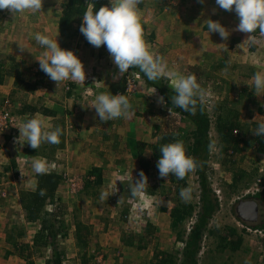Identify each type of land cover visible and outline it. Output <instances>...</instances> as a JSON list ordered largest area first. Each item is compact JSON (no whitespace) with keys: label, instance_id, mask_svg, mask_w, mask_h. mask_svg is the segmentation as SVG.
Segmentation results:
<instances>
[{"label":"rangeland","instance_id":"374dc122","mask_svg":"<svg viewBox=\"0 0 264 264\" xmlns=\"http://www.w3.org/2000/svg\"><path fill=\"white\" fill-rule=\"evenodd\" d=\"M205 2L206 6H202L203 3H200L199 0H141L138 7L142 17L145 40L153 51L164 57L168 65L166 71H176L180 74H194L196 76L197 82L203 90V102L207 104L210 114L211 128L209 137L211 142H217L215 148L210 147L208 166L210 168L209 182L211 188L213 190H220V205L219 209L209 220L208 231L201 241V248L197 255V264H217L222 260L224 264H246V262L247 264H264V242L253 234H246L243 228L241 229V223L239 222L238 224L234 220L233 209L238 197L255 195L256 192L260 191L262 189L261 186L257 191L254 189L256 186H254L246 193V189L249 186H253L258 178H264V152L257 151L255 146L251 145L252 137L255 134L252 130L255 128L253 124L264 121V95L255 93L251 87L254 74L257 71L264 72V36L260 34L259 29L252 35L251 33H247L248 36L251 35V39L255 37L256 42H258L256 46L259 49L235 48L232 43L224 44L222 38L216 32L217 37L215 34L212 36L208 31L195 30L198 25L199 28L207 26L205 22H208V19L220 21L225 18V16L219 15L217 17L215 15V11L220 12V10H217L215 0H204ZM47 3H49L48 7L51 6L52 0L47 1ZM108 6H110V3ZM208 10L210 13H207ZM229 12L234 15L233 22H226L225 24L224 21H220L222 25L227 26V29H230L229 26H237L239 23L236 13L234 11ZM40 17L45 18L43 15H31L22 19L20 14H12L8 9L0 10V57L15 55L19 61L20 59H25V64L22 66V70H24L23 78L29 82L35 80L33 71L39 68V62L36 58H39L44 51V48L40 45L33 46L36 43L33 34L40 32L48 35L51 32L40 26L42 25L39 22ZM192 25L195 28H191V30L195 31L191 33L192 35L188 39L185 37L184 30L185 28L192 27ZM234 32H238V30ZM234 32L228 37L230 41H232L235 35ZM247 35H245L246 38ZM241 40L240 37L237 38L236 44ZM58 43L61 48L73 50L81 59L86 73L85 78H87L84 82H87V87L91 84L93 88L89 91L83 89L84 91L80 92V98L77 99V103L74 105L71 100L65 99L64 82L66 81L56 84L55 81L45 75L44 80L47 87L39 85L34 91L27 92L16 90L13 78L8 77L9 79H6L3 85L0 86V106L5 101H8L11 110H14L16 113L15 116L19 124L27 118L17 115L19 114L17 108L20 106H44L51 104H55L56 106H90L95 96L103 92L104 88H106V92L114 90L118 91V93H122L120 89L124 88L123 94L129 98L134 109L131 115L124 117V120L128 121L130 118L136 120V124L139 127L137 128L139 129V132H137L140 137L139 142L141 145L142 143L145 144L142 152L150 153L152 156V145L158 144L164 135L168 139V142L175 141L172 138L173 136L177 140L182 141L185 147L187 143L191 142L190 139L185 140L189 138L191 125L175 114H173L174 119H172L170 114L173 111L170 108L166 109L163 103L159 102L158 97L160 95L157 90L155 89L153 93L154 88L146 87L141 79L137 81L133 80L130 76L133 72L128 70L124 75H119L118 69L112 62L105 46L101 45L99 48H96L90 44L86 45L81 39L80 34L79 37L76 35L70 39L60 38L58 39ZM18 44L27 45L26 47L31 52L26 50L27 52L24 53V51L19 49ZM29 44L32 45L28 47ZM226 47L228 50L222 52L221 49ZM113 75H116L115 79H113ZM165 77L171 85V77L167 75ZM82 87L85 88V86ZM92 108L95 110L94 107ZM29 112L26 110V114ZM218 114L228 116L230 120H237L243 124V133H240V135L239 130H237L234 133L236 137L231 140V144L228 145L229 147L225 151H222L220 135L214 128ZM57 119L60 120L61 117ZM18 135V128L15 127L9 129L3 136H0V217L2 216V223L4 225L2 227H4L5 234L7 232L13 238L17 237L15 236L17 232H24V235L17 237L23 239V241H20L21 243L24 240L25 242L31 240L33 250L49 254V246L44 247L41 245V242L44 241V235L41 231L39 232V222L24 223L20 213L15 211L16 209L12 202L15 196L14 186L15 188L18 186L19 188L29 187L30 182H33L32 175L34 174L31 161H25L24 159H21L17 163V172L15 171L14 173V168L10 169V165L13 163V158L10 155L14 156V153L15 155L18 154L16 153L17 151L21 154L24 151V145L20 146L15 140ZM150 137L156 140L155 143L154 141H150ZM141 138L144 139L142 140ZM235 144L238 147L236 150L232 147ZM67 147L69 146L55 150L53 158L55 163L49 161L52 159L46 162L49 170H57L64 176L63 185L56 194V205L53 207L49 205V208L53 212H57L58 220L62 219L70 223L76 217H85L87 205L89 206L85 193L77 191L79 186L82 185L88 169L85 168L87 165L84 160H78L76 161L77 167L81 166L82 169L76 171L75 162L68 159L67 153L69 149L66 150ZM55 155H57L58 160L55 159ZM232 160L235 162H231ZM156 162L137 159L139 170L145 172H149L150 167H155L158 170ZM7 166H9L8 169L6 168ZM235 171H242L246 176L253 174V176L246 187H241L239 190L233 192L228 185ZM246 176L244 180H246ZM149 180L150 176L148 175L147 181L149 182ZM170 182L169 176H159V196H157L158 198L156 197L158 205L164 202L169 208L174 204V200L177 199L172 191L173 188ZM188 182L193 189L190 201L197 204L198 184L195 171L189 173ZM6 184H9V186L6 187ZM262 185H264L263 182ZM97 188H99L98 192L101 194V186ZM87 190H90V188ZM122 203L121 211L127 216L128 209L125 199L122 200ZM153 211L155 212L153 215L151 211L148 213L135 211L137 215L135 214L136 219L134 222L132 221L134 219L132 217L128 218V222L125 219L122 225V228H125L124 230L126 231L125 235L130 234V232H136V236H139V234L141 236V233L142 236H146V224L151 223V232L148 230L150 237L147 236L148 239L145 237L140 242L137 241L136 244H150L152 237L156 239V235H161L163 238L161 241L163 245L161 246L165 248L162 250L170 254H176L182 247V243L178 242L179 240L176 235L182 229L187 233L194 218L188 219L176 229H172L169 225L166 227L167 222L170 220L168 213H161V216L157 217L156 213L159 210ZM22 214L24 216L23 211ZM149 218L153 221H150ZM156 220L159 221V225L155 224ZM256 222H264V207L262 205H260L259 217ZM231 228H234L241 234L243 239L241 247L236 251L228 249L221 252L216 251L214 247L220 242V237L227 235ZM166 230H168L169 236L171 235L170 237L163 235V232ZM183 236L185 237V234ZM93 244L94 242L91 244L92 247H94ZM57 246L62 252L64 264H98L97 260H90L88 255H86L84 260L79 258L77 262L74 261L72 258H76V256L72 254L74 253L72 244L69 240L66 241L64 237H58ZM17 253L20 254L19 258L22 261L18 262L23 264H28L26 260L27 256H29L33 264H41L43 260L37 255L38 253L30 254V248L26 245L24 246V243L19 246ZM214 255L217 256V261ZM177 262H179V257Z\"/></svg>","mask_w":264,"mask_h":264},{"label":"crops","instance_id":"0c3cea01","mask_svg":"<svg viewBox=\"0 0 264 264\" xmlns=\"http://www.w3.org/2000/svg\"><path fill=\"white\" fill-rule=\"evenodd\" d=\"M47 1L51 0H43L42 4V11L36 12L35 14H32L30 10H27L23 13H16L20 14L22 16V19L27 16L31 15H43L45 18L40 17L39 22L42 23L44 29H48L50 34H48L50 37H55L57 31L58 36L57 40L62 38L60 35V32L58 30V24L57 21L61 15L60 12V3L63 2V0H52V5L48 7ZM202 6H206V2L203 3ZM217 10H220V12L215 11V15L219 17L225 16L223 20L224 23L226 22H233L234 15L233 13H230L227 10H224L222 8H219L217 5ZM207 13H210L208 10ZM207 18V17H206ZM227 18V19H226ZM219 21V22H220ZM222 22H220L222 24ZM207 23V22H205ZM225 26V25H224ZM186 27V26H185ZM227 28V26H225ZM230 27V34H232L236 30V26H229ZM191 28H195V26L192 25L190 28H185L184 34L189 39V37L192 35L191 33H194L195 30L197 31H207V26H203L199 28V25L195 28L194 31L191 30ZM188 31V32H186ZM235 35L232 38V41H230V38L226 41L223 40L225 43H232V45L235 48H247V49H259L257 48L256 42L255 44H250L251 36L247 35V33H243L238 30V32H234ZM213 34L216 33L212 32ZM247 35V38L246 36ZM204 36V35H203ZM217 37V36H216ZM220 37V36H219ZM241 38L242 40L236 44L237 38ZM221 38V37H220ZM32 44H29L31 46ZM38 44H33V46H36ZM91 45V44H90ZM27 46V45H26ZM252 46V48H250ZM256 46V47H255ZM234 48V49H235ZM45 51V49H44ZM27 51L24 50V53ZM39 66V63H38ZM87 79V78H85ZM80 83V84H79ZM87 82L81 83V82H75L72 80H68L64 82V96L66 100H71L73 104L77 103V99L80 98L79 94L81 91H84L83 89H87L88 91L93 88V86L90 84L88 87L86 86ZM3 84H0L2 86ZM46 86V85H45ZM43 86V87H45ZM82 86H85L83 88ZM47 87V86H46ZM69 87V89H68ZM71 87V88H70ZM71 89V94H68V91ZM103 92H106V88L103 89ZM114 94H118V91H111ZM25 106H20L18 109L17 115H22L23 117L30 116L29 113H22L20 112ZM34 107V106H33ZM37 111L34 112V115H41L45 121H48L52 124V127L54 128V125L56 121L58 120V117H61L60 120H62L64 123V136H65V143L64 146H69L66 148L68 150V159L70 161L75 162V169L76 171L81 170V166L77 167L76 161H85L86 162V169H90L94 166L101 167L102 170V185L100 188V192H104L107 190H110L113 185L117 186V192L114 195H110L108 199H101V194L98 192L99 188L95 187L93 189L90 188V190H84L83 189V183L79 186L78 190L79 192H84L85 196L88 198V204L86 208L85 217L83 218H74L70 223H68L66 220H64L65 225L70 226L68 228L67 234L64 236V239L66 241H70L72 244V250L74 253L73 255L76 256V258H72L74 261H78L79 257L82 253L79 252L78 247L75 243V220H79L83 223H86L91 226V233L86 236V240L88 241V245L86 248V255H88L90 260H97L98 264H152L156 259L154 258V255L156 251L165 249L161 245V241L163 238L158 235H156L155 238H151L150 244L141 243L136 244V242H140L143 238H147L146 235L136 236V232H130V234L125 235V228H122V225L125 222H128V218L132 217V221L136 219L135 211H142V213H148L151 211L152 215L155 214L153 210H159L156 215L157 217H160L162 214H167L168 211H163L162 208L170 209L167 205L164 204V202L160 203L158 205V199H156L158 195V189H159V172L154 167L149 168V172H145V175L148 177L150 176V180L148 182L146 191L142 194L143 199H141L139 196L136 198H133L130 196L129 187L132 183V180L135 181L138 179V173L139 168L137 165V159H145L149 162V159L152 157L150 153H144L141 152L138 154L137 151V144L136 142L140 140V137L138 136L137 132H139L137 128L138 125L136 124V120L130 118L128 121L124 120L123 118H117L112 121H106L101 122L99 121L98 116L95 115V110L93 108L91 109L90 106H56L55 104L51 105H44V106H35ZM43 108H49L53 109L57 115L51 116L42 113L41 111ZM16 109V111H17ZM85 110V111H84ZM84 111V112H82ZM70 116V117H68ZM51 119V120H50ZM53 119V120H52ZM68 120H70L68 122ZM183 120V119H182ZM70 139V141H69ZM142 139V138H141ZM144 139V138H143ZM142 139V140H143ZM150 141L153 140V137L149 138ZM158 139V138H156ZM122 142V143H121ZM26 143V142H25ZM31 147L28 144H24L23 146V152L19 154L17 151L14 156L10 155L13 158V163L10 165V169L14 168V173L16 171V165L20 162L21 159H24L25 161H34L35 159H44L48 161L49 159H46L39 155H31L29 153V149ZM26 149V150H25ZM55 159L58 160L57 155H55ZM51 162H54L55 160H49ZM55 163V162H54ZM151 165V163H150ZM9 166L6 168L8 169ZM133 168V169H132ZM154 171H153V169ZM75 171V170H74ZM85 171V170H84ZM17 172V171H16ZM83 172V171H81ZM35 174V173H34ZM32 175V181L30 182V186L27 188L23 187H16L14 186L15 196L12 200L14 203L15 211H18L20 213V216L22 217V221L24 223H27V221H24V216L22 214V209L20 205V199H19V192L21 189H28L33 190L35 187V176ZM86 174V173H85ZM155 175V176H154ZM91 180L94 178L93 176L89 177ZM154 178V179H153ZM14 180V178H13ZM156 181V182H155ZM13 182V181H12ZM63 185V182L59 185L57 188L56 194L59 192V188ZM9 184H6V187H8ZM97 188V189H96ZM96 189V190H95ZM149 189L151 191H149ZM158 198V197H157ZM125 199V202L127 203V216H125L122 211V200ZM145 202H147L145 206ZM49 205L53 207L56 204H48L46 205L47 211H52L51 208H49ZM137 215V214H136ZM168 218H170L168 216ZM150 221H153L151 218H149ZM154 223L159 225V221ZM170 221V220H169ZM167 222L166 227L169 225L170 222ZM2 216L0 217V264H23L18 261L20 260V254L17 253V249L19 248L20 244L24 243V246L26 245L28 248H30V254L38 253L37 255L40 256L43 260L41 264L45 263V260L49 257H51V248L50 253L48 254L46 252H38L32 249L33 243L31 240H28L27 242H20L23 241V239H17V244L14 240L8 239L7 232L5 234L3 225ZM2 223V224H1ZM258 222H254L253 225L257 224ZM4 226V225H3ZM40 225H38V228ZM165 227V228H166ZM164 236H169L168 230L163 232ZM171 236V235H170ZM169 236V237H170ZM150 237V236H149ZM223 237V236H222ZM62 238V237H61ZM148 239V238H147ZM130 241V244H125V241ZM154 240V242H153ZM165 240V239H164ZM264 242V239H260ZM150 241V240H149ZM92 242H94V247H92ZM179 243H182L178 241ZM27 243V244H26ZM219 243L216 244L214 247L216 251L221 252L218 247ZM48 247V245L46 246ZM183 248V243L182 247ZM215 252V250H214ZM29 254V255H30ZM178 257H181L178 255ZM219 257V256H218ZM214 258L217 256L214 255ZM180 259V258H179ZM223 259V258H222ZM215 261V263H216ZM22 262V261H21ZM73 264V263H72ZM178 264V263H177ZM217 264H224L223 260Z\"/></svg>","mask_w":264,"mask_h":264},{"label":"clouds","instance_id":"9594fccd","mask_svg":"<svg viewBox=\"0 0 264 264\" xmlns=\"http://www.w3.org/2000/svg\"><path fill=\"white\" fill-rule=\"evenodd\" d=\"M204 3V0H199ZM110 6H100L94 11V6L87 8L82 15L79 31L86 40L94 47L105 46L112 62L118 69L119 75H124L130 67H138L150 81H157L165 75L171 77V86L175 95L171 96V103L186 112L195 114L198 100L203 102L204 95L200 84L194 74H180L176 71L167 72V62L163 56L153 51L145 40L142 17L139 11L141 0H109ZM43 0H0V10L8 9L12 14L23 13L30 10L32 14L42 11ZM215 4L227 11H234L239 18L236 30L245 33H255L257 29L264 36V0H215ZM208 33L216 32L223 40L230 36V30L219 21L208 19ZM250 35V36H251ZM38 45L45 49L39 58L40 69L53 81L57 83L72 80L84 83L86 73L83 62L71 49L61 48L57 36L36 32L33 34ZM253 37L250 44H255ZM21 51L31 52L25 45L18 44ZM227 47L221 49L226 52ZM116 75H113V79ZM255 93L264 95V72L257 71L254 74L251 85ZM155 88L153 89V93ZM160 103H164V97H158ZM95 109V115L99 121H112L117 118L129 116L133 113V105L129 98L123 94L101 92L95 96L90 105ZM19 135L16 142L23 146L25 142L33 149H38L43 142L49 144H60L63 129L57 125L54 128L37 114L25 118L19 125ZM257 136H264V121H260L252 129ZM216 141H212L211 148L216 147ZM160 157L156 162L160 177H167L170 173L177 179L185 176L198 167V160L190 154H186L184 143L180 140L162 144L159 147ZM36 175L46 174L48 165L44 159H36L31 162ZM133 169V168H132ZM148 185L147 176L143 170L138 173V179L132 180L129 187L130 196L140 197L146 191ZM35 187V185H34ZM117 192L114 185L110 190L101 193V199H108L110 195ZM192 187H183L179 196L181 200L188 202L192 198ZM39 194L43 196L45 190L41 189ZM147 202H145L146 206ZM247 264V262H246Z\"/></svg>","mask_w":264,"mask_h":264},{"label":"trees","instance_id":"16d2710c","mask_svg":"<svg viewBox=\"0 0 264 264\" xmlns=\"http://www.w3.org/2000/svg\"><path fill=\"white\" fill-rule=\"evenodd\" d=\"M104 5L105 2L103 0H63V2L60 3L61 15L57 21L58 30L61 37L70 39L71 37H74L76 35L79 37L80 34L84 44L89 45L90 43L79 31V27L82 22V15L89 7L94 6L95 11L100 6ZM23 64H25V59H20L19 61L17 60L15 55L0 57V84H3L6 79H9L8 77H12L15 89L27 92L34 91L35 88H37V86L39 85H46L44 80V76L46 74L40 69V67L37 70L33 71L35 80L33 82L26 81L23 78ZM129 71L139 74L146 87L155 88L159 95L164 97L165 102L163 103V106H165L166 109L170 108L173 111L172 114H170V117L172 119H174L173 114H175L191 125L189 138L185 139L191 140V142L187 143L185 147L186 154H190L195 157L200 164V167L194 170L197 176L198 184L197 204H194L191 201L185 202L181 200L179 196L181 188L189 186L192 187L188 182L189 174H187L184 179H177L171 173L168 175L169 180L171 181L170 185L173 188L172 191L177 197V199L173 202L174 204L170 207L169 210L167 208H162L163 211H168L170 217V228L176 229L177 227H179V225L184 223V221L191 218L194 219L187 233L184 229H182L181 231H178L176 235L177 239L183 243V248L179 252H176V254H170L168 252H164L163 250L156 251L154 255V258L156 260L152 264H197V255L201 248V241L208 231L209 220L219 209L220 205L219 199L214 190L211 188L209 182L210 168L208 166V161L211 144V140L209 137L211 122L207 104L198 100L197 110L195 114L186 112L171 103V96H174L176 93L165 76L157 81H150L138 67H130ZM120 91L124 93V88L120 89ZM68 94H71V89L68 91ZM26 110L30 111V116H27V118L32 117L34 115V112L37 111L35 106H25L20 112L24 114L26 113ZM41 112L51 116L57 115V113L53 109L49 108H43ZM12 113L15 116L16 113L14 112V110H12ZM57 121L54 127L59 125L63 129V134L60 137L61 143L56 145L43 142L38 149H29V153L31 155H41L42 157L53 159L55 150L64 147V122L61 120ZM256 124L254 123L253 125L256 126ZM242 127L243 124H241L239 121H232L228 116H222L221 114H218V116L216 117L214 128L220 135L222 151H225L229 147L228 145L231 144V140L236 137L234 133H236L237 130H239V134L243 133ZM172 138H174L175 141L177 140L173 136ZM166 143L169 142L164 135L163 137H161L158 144L152 145V157L150 158L149 162H155L158 160L161 155L159 147L162 144ZM136 144L139 154L142 152L143 146L145 144L142 143L141 145L139 141H137ZM251 145L255 146L257 151L264 152V136H257L256 134H254L251 140ZM236 146L237 144L232 146L234 150L238 148ZM231 162L234 163L235 161L232 160ZM101 170V167L94 166L86 171L83 183L84 190L87 191L88 188H95L102 184ZM34 176L35 188L33 190L21 189L19 192L20 205L21 209L24 212V218L28 223L39 222V232L41 231L44 235V241L41 242V245L44 247L48 245L51 248V257L47 258L44 264H64L62 252L57 246V239L58 237H64L67 234V226L62 219L58 220L57 212L46 210V205L56 204V191L59 185L63 182L64 176L57 170H48L46 174H34ZM91 176L94 177L92 180L89 178ZM245 176L246 174L244 175L242 171H235L232 174V180L228 186L231 187V190L233 192L239 190L241 187H246L253 174H248L246 176V180H244ZM41 189L45 190V194L43 196L39 194ZM149 191L151 190L149 189ZM255 197L256 199H258V207L260 208V205L264 207V185L260 191L256 192ZM258 203L256 204L258 205ZM254 222H256V220ZM254 222H250L252 226L264 228V222L253 225ZM74 223L75 243L78 247L79 252L82 253L79 258H82L84 260L86 258V248L88 245V241L85 238L88 234L91 233V226L79 220H75ZM151 226V223L146 224L145 235H149V233L151 232ZM184 234L185 237L183 236ZM22 235H24V232L21 231L15 234V236L17 237H20ZM10 236L9 234H7L8 239L10 238V242L14 239L15 243L17 244L16 240L18 238H13L12 236ZM220 241L221 242H219L218 245L220 251H223L224 249L236 251L241 247L242 237L241 234H239L234 228H231L226 236L220 237ZM222 242L225 243V245L221 244ZM130 243L131 242L128 240L125 241L126 245ZM177 255L181 256L179 257V262H177ZM26 260L28 264H33L29 256L26 257Z\"/></svg>","mask_w":264,"mask_h":264},{"label":"built area","instance_id":"2783aa9c","mask_svg":"<svg viewBox=\"0 0 264 264\" xmlns=\"http://www.w3.org/2000/svg\"><path fill=\"white\" fill-rule=\"evenodd\" d=\"M105 2V5L109 4V0H103ZM133 80H138L141 79L139 74L137 73H132L130 75ZM10 104L8 101H5V103L0 106V136H3L4 133H6L9 129L15 128V126L13 125H18V119L16 118V116H14V114L12 113L11 107H9ZM262 182L264 183V178H258L257 182L254 183L253 186H249L246 189V193L249 192V190L251 188H253L257 191L259 189V187H263ZM218 199L220 200V196H219V192L220 190L214 189ZM253 191V190H252ZM239 198V197H238ZM243 231L246 232V234H253L255 237L259 238V239H264V228H258V227H254L252 225H248V224H244L243 225Z\"/></svg>","mask_w":264,"mask_h":264},{"label":"flooded vegetation","instance_id":"af4514ba","mask_svg":"<svg viewBox=\"0 0 264 264\" xmlns=\"http://www.w3.org/2000/svg\"><path fill=\"white\" fill-rule=\"evenodd\" d=\"M240 200H254L256 203H258V199H256V197H255V195H245V196H243V197H240V198H238L237 199V201H236V204L233 206V209H234V215H235V217H234V220L236 221V222H238V224H239V222L241 223L240 224V226H241V229L243 228V225L244 224H248V225H251V223L249 222V221H243V220H241V218H239L238 216H237V214H236V208H237V204H238V201H240ZM259 206V203H258V205H257V207ZM240 206H238V209H239V211H240V213H241V215H243V216H246V217H251L252 215H251V213H250V210H251V208L248 206V205H243L242 207H240ZM259 207H258V212H259ZM259 217V216H258ZM258 217H257V219H256V221L258 220ZM254 224V223H253ZM233 225V224H232ZM224 236H226V235H224ZM221 242V241H220ZM242 242H243V239H242ZM221 244H224L225 245V243H221ZM225 250V249H224Z\"/></svg>","mask_w":264,"mask_h":264},{"label":"water","instance_id":"95a60500","mask_svg":"<svg viewBox=\"0 0 264 264\" xmlns=\"http://www.w3.org/2000/svg\"><path fill=\"white\" fill-rule=\"evenodd\" d=\"M238 206L242 207L243 205H248L251 210H250V213H251V217H246V216H243L241 215L239 209H238V206L236 208V214L239 218H241V220L243 221H249V222H254L256 219H257V216H258V207H257V204L254 200H240L238 201ZM239 207V208H240Z\"/></svg>","mask_w":264,"mask_h":264}]
</instances>
